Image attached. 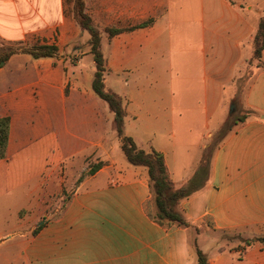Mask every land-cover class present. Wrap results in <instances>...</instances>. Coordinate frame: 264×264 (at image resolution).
Listing matches in <instances>:
<instances>
[{"label":"crops","instance_id":"1","mask_svg":"<svg viewBox=\"0 0 264 264\" xmlns=\"http://www.w3.org/2000/svg\"><path fill=\"white\" fill-rule=\"evenodd\" d=\"M88 2L99 29L153 20L102 36L105 84L127 99L125 134L161 153L173 187L191 193L176 207L189 226L153 218L148 170L124 161L116 115L84 65L89 54L70 60L86 31L64 0H0L7 45L0 54L37 41L59 48L55 57L20 50L0 63V118H10L0 187L29 195L75 157L107 162L90 176L101 171V186L71 199L48 238L26 248L25 264H197L194 238L209 264H264V50L240 91L235 83L251 58L264 0ZM238 106L243 118L211 150L227 109Z\"/></svg>","mask_w":264,"mask_h":264},{"label":"rangeland","instance_id":"2","mask_svg":"<svg viewBox=\"0 0 264 264\" xmlns=\"http://www.w3.org/2000/svg\"><path fill=\"white\" fill-rule=\"evenodd\" d=\"M88 3L90 6L95 5L93 0H89ZM64 8L68 16L74 17L75 19L78 18L75 0H64ZM100 30L102 36L104 35L108 38L105 28L100 27ZM175 30L178 31L179 27H176ZM89 41L90 36L88 33L82 32L77 42L71 47V49L77 48V50L80 51L81 49V51L71 54L70 60L72 63L76 64L80 57L89 54L88 56H84V65L86 70L93 77L95 64L93 56L90 53ZM218 44L221 50L220 54H223V52L226 51L227 45L224 40L219 41ZM6 47V43L0 40V49H5ZM218 60L224 61L222 56L218 57ZM258 64L257 59L254 58L253 44L251 58L243 68V74L235 79L239 91L242 89L243 83L251 72L252 67ZM223 65H225V63H223ZM122 99L126 110L125 105L127 104V99L123 97ZM244 113L245 112L241 111L240 106L236 107L233 111L232 107L227 109L225 115L226 119L218 128V132L213 137L208 148L213 150L215 144L219 142L222 136L238 120L243 118ZM122 155L124 161L128 163L123 153ZM99 161H101V159L96 158L95 155L84 159L75 157L70 162L62 164L57 169L55 174L56 179L53 184H50L49 181L44 182L42 185L35 187L33 193L30 192L33 187L27 188L29 190V195H26L27 192L22 195V189H17L14 186L0 187V264H25L26 248L33 242L48 238L47 233L50 222L55 221L56 217L60 216L71 199L76 194L88 191L93 187L101 186V171L98 175L96 174L94 181H92L93 178L89 175L91 167L96 165ZM103 162L107 164V162ZM86 174L88 176H85ZM46 178L48 179V177Z\"/></svg>","mask_w":264,"mask_h":264},{"label":"trees","instance_id":"3","mask_svg":"<svg viewBox=\"0 0 264 264\" xmlns=\"http://www.w3.org/2000/svg\"><path fill=\"white\" fill-rule=\"evenodd\" d=\"M75 8L77 9L78 21L80 27L90 36V53L93 56L95 64V72L92 81L94 93L104 100L115 113V126L118 137L121 142V150L123 151L127 161L133 166L145 167L148 170L157 212L153 218L160 224H178L188 227L189 224L182 214L177 212L176 207L181 200L191 195L188 188L175 189L170 182L167 174V167L164 156L155 151L149 152L140 149L134 139L125 134L124 126L127 112L125 110L122 97L108 88L105 84V72L107 70V59L103 52L102 34L96 25L93 17L87 12L85 0H75ZM153 23L148 20L137 26L130 28L108 27L105 32L109 38H113L125 31H133L137 28H144ZM20 50L31 54L34 58L55 57L58 55L59 48L56 45H50L46 42L37 41L30 47H12L0 54V63L5 62L10 56L16 54ZM264 50V17L261 18L258 31L254 39V58L259 61L261 52ZM10 118H0V160L7 158V149L9 144ZM106 163L100 162L91 167L89 175L95 174ZM40 229V228H39ZM193 243L196 247L197 264H209V258L199 247L196 238Z\"/></svg>","mask_w":264,"mask_h":264},{"label":"water","instance_id":"4","mask_svg":"<svg viewBox=\"0 0 264 264\" xmlns=\"http://www.w3.org/2000/svg\"><path fill=\"white\" fill-rule=\"evenodd\" d=\"M1 64H3V63H1Z\"/></svg>","mask_w":264,"mask_h":264}]
</instances>
